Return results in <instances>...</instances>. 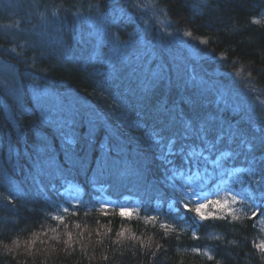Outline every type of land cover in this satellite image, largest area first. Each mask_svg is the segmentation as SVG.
I'll return each instance as SVG.
<instances>
[{"label": "trees", "instance_id": "16d2710c", "mask_svg": "<svg viewBox=\"0 0 264 264\" xmlns=\"http://www.w3.org/2000/svg\"><path fill=\"white\" fill-rule=\"evenodd\" d=\"M0 64V264H264V0H0Z\"/></svg>", "mask_w": 264, "mask_h": 264}, {"label": "snow or ice", "instance_id": "6c2138e0", "mask_svg": "<svg viewBox=\"0 0 264 264\" xmlns=\"http://www.w3.org/2000/svg\"><path fill=\"white\" fill-rule=\"evenodd\" d=\"M253 182L256 183L258 187L264 186V174H261L260 179H257V180H255ZM193 195H195V193H193ZM260 195L264 196V191H261ZM177 199H179V197H177ZM232 199H233V202H235V197H233ZM209 203H211V204H219L220 202L219 201H211ZM205 207H207L206 204L197 203V206L194 209H189V211H194L197 214H201V218L203 219L204 216L202 215V209H204ZM257 207H260V205H258ZM184 208H186V209L188 208V204L187 203L184 204ZM65 211H67V209H65ZM120 214L123 216V215H127L128 213L126 212V210L121 209ZM253 215L255 216L256 213H253ZM56 219L63 221V216H58V217H56ZM69 235H71V234H69ZM257 247L262 252H264V243L258 244ZM197 251H198V249H197Z\"/></svg>", "mask_w": 264, "mask_h": 264}, {"label": "rangeland", "instance_id": "374dc122", "mask_svg": "<svg viewBox=\"0 0 264 264\" xmlns=\"http://www.w3.org/2000/svg\"><path fill=\"white\" fill-rule=\"evenodd\" d=\"M0 73L3 74L4 76H7V74L9 73V69L7 67H5L4 65L0 64ZM46 100H47V98H43V102ZM53 109L54 108L49 107L48 104L45 105V112L53 111Z\"/></svg>", "mask_w": 264, "mask_h": 264}, {"label": "bare ground", "instance_id": "6f19581e", "mask_svg": "<svg viewBox=\"0 0 264 264\" xmlns=\"http://www.w3.org/2000/svg\"><path fill=\"white\" fill-rule=\"evenodd\" d=\"M38 86H35L34 88H37Z\"/></svg>", "mask_w": 264, "mask_h": 264}]
</instances>
